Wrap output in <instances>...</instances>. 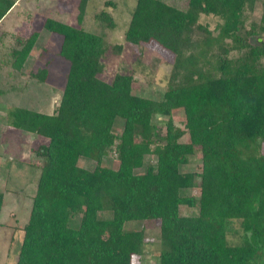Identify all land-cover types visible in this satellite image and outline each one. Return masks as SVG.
Returning a JSON list of instances; mask_svg holds the SVG:
<instances>
[{"label":"trees","instance_id":"trees-1","mask_svg":"<svg viewBox=\"0 0 264 264\" xmlns=\"http://www.w3.org/2000/svg\"><path fill=\"white\" fill-rule=\"evenodd\" d=\"M258 1L188 0L180 9L136 0L125 43L155 42L173 55L159 100L134 95L132 74L99 79L118 47L82 28L89 0L78 1L75 25L45 18L42 28L61 37L69 67L51 115L27 108L6 115L10 128L48 141L35 151L43 164L16 264H131L146 241L143 230L125 226L140 220L158 221L159 264H264V10L259 24L245 21ZM15 3L0 0V21ZM208 16L213 29L200 22ZM95 19L115 27L106 10ZM38 39V32L15 37L13 69L22 70ZM32 76L44 82L47 71ZM174 112L184 114L183 130ZM154 116L166 119L164 132ZM196 149L200 172H181ZM111 153L116 169L104 165ZM193 188L198 196L182 195ZM182 206L197 212L183 216ZM234 223L237 245L227 238Z\"/></svg>","mask_w":264,"mask_h":264},{"label":"rangeland","instance_id":"rangeland-1","mask_svg":"<svg viewBox=\"0 0 264 264\" xmlns=\"http://www.w3.org/2000/svg\"><path fill=\"white\" fill-rule=\"evenodd\" d=\"M79 0H16L15 11L0 24V193L3 194V206L0 211V264H16L20 245L23 239V226L27 223L40 175L43 160L35 151L47 140L34 134L10 128L7 125V112L13 108H27L35 112L51 115L57 108L63 92L68 72V62L60 56L62 39L59 35L43 30L45 18H55L63 23L75 25ZM169 5L183 9L188 0H165ZM107 3H113V6ZM136 0H89L84 15L82 28L92 31L111 45L103 59L104 70L99 76L110 83L116 74L128 73L134 76L132 93L134 95L159 100L166 86L173 55L158 46L155 42L142 44L139 47L124 41V33L129 24ZM102 10L110 12L115 27L109 29L95 19ZM264 10V0H259L253 11H246L247 26L259 24ZM213 29L216 19L208 16L200 20ZM38 32L39 39L34 51L22 70L12 68L11 51L15 48V37L28 36ZM264 67V60H262ZM39 69H46L47 78L38 81L32 74ZM175 126L184 129L185 117L182 112L172 116ZM166 119L153 117L152 122L164 132ZM121 122L114 127L120 133ZM184 136L182 141H186ZM264 156V144L260 148ZM153 157L145 162L154 164ZM79 166L92 170L94 162L80 158ZM104 165L116 169L118 161L113 153L105 160ZM201 154L198 149L189 157L188 163L180 168L181 172L199 173ZM140 173L141 170L136 171ZM184 196H198L197 188L181 192ZM196 209L180 207L183 216L196 214ZM235 234L228 235L231 245L241 242L239 224L234 223ZM126 230H143L146 241L140 256H133L131 264H159L158 254L161 243L158 236L157 220H140L126 223Z\"/></svg>","mask_w":264,"mask_h":264},{"label":"crops","instance_id":"crops-1","mask_svg":"<svg viewBox=\"0 0 264 264\" xmlns=\"http://www.w3.org/2000/svg\"><path fill=\"white\" fill-rule=\"evenodd\" d=\"M17 6H18V2L14 4V6L11 8V10H10V11L6 14V16L0 21V24H1V22H2L4 19H6V18L9 16V14H10L11 12H13V11L16 10Z\"/></svg>","mask_w":264,"mask_h":264}]
</instances>
